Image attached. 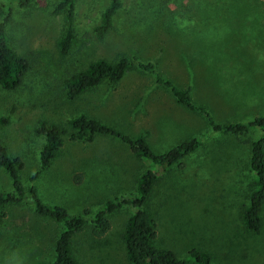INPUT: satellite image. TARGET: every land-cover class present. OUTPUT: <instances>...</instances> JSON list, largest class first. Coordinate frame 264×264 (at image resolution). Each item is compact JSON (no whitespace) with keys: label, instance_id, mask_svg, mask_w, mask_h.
Listing matches in <instances>:
<instances>
[{"label":"rangeland","instance_id":"obj_1","mask_svg":"<svg viewBox=\"0 0 264 264\" xmlns=\"http://www.w3.org/2000/svg\"><path fill=\"white\" fill-rule=\"evenodd\" d=\"M57 1L36 0L28 9H19L13 0H0V6L13 11V26L7 28L11 45L37 57L47 72L57 67L54 43L62 29V17L53 14ZM105 3L76 4V27L87 50L83 63L117 55L152 61L164 78L181 88L191 86L194 102L205 106L216 124L264 116V0H121L114 26L123 30L132 21L137 29L129 34L123 30L127 40L112 34L102 43L89 41L86 35ZM47 83L50 90L41 91L43 86L33 81L35 86L28 85L32 89L0 91V117L8 120L0 127V140L8 156L22 164L18 177L25 192L39 169L43 139L32 133L37 119L64 132L61 147L33 186L43 203L61 206L69 215L87 217L105 201L131 197L139 176L152 166L113 138L70 140L68 119L83 114L129 137L143 132L155 154L196 138L200 145L192 159L195 166H189L192 172L159 174L145 204L156 233L152 245L179 259L195 247L210 256V264H264V203L259 235L245 232L240 222L252 181L247 144L205 133L200 116L175 104L149 75L136 70L115 87H101L72 103L62 101L59 86L53 89L56 83ZM257 133L250 130L248 137L255 139ZM189 162L191 158L184 164ZM10 191V179L0 169V192ZM133 212L125 206L110 214V230L100 240L86 227L70 242L72 257L78 264H128L120 236ZM59 231L57 223L36 216L25 202L5 207L0 264L49 262Z\"/></svg>","mask_w":264,"mask_h":264},{"label":"trees","instance_id":"obj_2","mask_svg":"<svg viewBox=\"0 0 264 264\" xmlns=\"http://www.w3.org/2000/svg\"><path fill=\"white\" fill-rule=\"evenodd\" d=\"M13 1L17 8L28 9L36 0ZM79 1L58 0L54 3L53 14L62 17V29L54 43L57 63L54 72H47L37 57L31 58L25 53L21 54L11 45L7 28L13 26V11L9 5L0 6V91L12 94L17 89H32L28 85H34L33 81L43 86L41 91L50 90L47 82L51 79L56 83L53 89L59 86L62 101L72 103L101 87H115L129 71L136 70L149 75L152 84L166 91L175 104L203 119L205 133L232 136L240 143L248 145L252 181L246 204L241 210L240 222L245 232L253 236L259 235L262 228L260 211L264 203V116L245 123L230 121L222 125L216 124L211 112L205 106L194 102L191 86L181 88L164 78L157 73L152 61L117 55L113 60L98 58L83 63L87 50L82 48L85 42L79 37L75 18L76 4ZM191 4L193 5V1ZM120 10L121 0H106L105 5L98 11L95 23L89 28L87 39L102 43L108 40L110 35L116 34V37L121 36L123 40H127V33H132L137 27L134 26L135 22L131 21L123 29L126 33L114 26L113 18ZM174 25L177 27V21ZM41 91L38 93L43 94ZM7 121V118L0 117V127L6 125ZM66 124L71 130L70 140L91 142L94 136L113 138L124 144L136 159L151 165L152 169H147L139 176L135 194L131 197H116L105 201L87 217L85 213L69 215L61 206L43 203L33 186L38 175L49 166L54 153L61 147L64 131L54 123L43 119L36 120L32 133L35 137H41L43 144L38 156L39 169L30 177V186L26 192L18 177L22 164L18 158L12 159L8 156L0 140V169L7 174L11 182L10 192H0V220L5 207L25 202L31 206L36 216L49 219L60 226V231L52 242V258L47 263L39 264H78L70 254L71 240L86 227L90 228L94 239L105 238L110 230L109 215L125 206L134 209L126 219L120 236L128 264H210V256L195 247L190 248L181 259L169 250L154 247L152 241L156 233L145 210V204L156 186L159 174L165 173L167 176L170 172H192L189 166H195L192 159L199 149V140L188 138L161 154H155L147 144L143 132L129 137L83 114L68 119ZM250 130L259 131L255 139L248 137ZM189 158L191 162L184 164Z\"/></svg>","mask_w":264,"mask_h":264}]
</instances>
